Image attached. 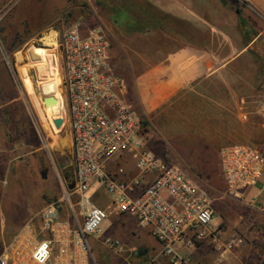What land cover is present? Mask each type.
I'll list each match as a JSON object with an SVG mask.
<instances>
[{
    "label": "built area",
    "instance_id": "built-area-1",
    "mask_svg": "<svg viewBox=\"0 0 264 264\" xmlns=\"http://www.w3.org/2000/svg\"><path fill=\"white\" fill-rule=\"evenodd\" d=\"M106 29L81 27L66 30L61 44V91L66 122L71 128L75 186L64 200L48 205L19 228L0 249V264H98L91 239L103 234L106 211L95 198L106 190L120 213L147 228L161 244L160 255L171 264H192L183 248L211 243L222 263L238 247L237 238L224 240L206 188L178 165L146 149V125L136 108L120 97L123 81L108 65ZM256 114L264 122V95ZM128 154L140 175L119 181V167L110 172L109 162ZM220 166L227 193L244 199L260 185L264 195V153L245 144H230L220 152ZM154 174L149 185L144 177ZM143 185L141 193L136 190ZM103 244L124 254V244L107 237ZM148 264H154L149 262Z\"/></svg>",
    "mask_w": 264,
    "mask_h": 264
},
{
    "label": "crops",
    "instance_id": "crops-1",
    "mask_svg": "<svg viewBox=\"0 0 264 264\" xmlns=\"http://www.w3.org/2000/svg\"><path fill=\"white\" fill-rule=\"evenodd\" d=\"M189 1L152 0L158 19L163 14L167 16L166 24L158 21L152 30L156 39L152 43H109L108 65L112 74L123 81L116 88L117 94L136 108L146 125V149L164 159L170 151L173 156L182 153L184 159L194 162L197 173L208 176L225 146L247 141L237 137L234 124L241 121L251 129L259 119L264 128L255 112L257 90L252 86L243 90L237 83H251L248 78L255 79L260 73L259 66L247 57L254 55L255 43H264V0H240L243 8H235L229 0H200L203 11ZM19 109L17 98L0 99V153L7 152V146L15 143L14 136L22 132L23 126L14 125L12 114ZM252 115L258 119H252ZM196 129L199 130L195 132ZM119 167L125 169V174L117 175L119 181L140 175L128 154L109 162L110 172ZM154 179V174H147L143 185ZM143 185L136 194L141 193ZM245 199L253 208L264 209L260 185L249 189ZM109 200L112 202L106 190L95 198L96 204L119 223L118 230L115 228L107 237L120 240L130 257L141 255V264H171L160 255L161 244L150 230L140 227L135 218L121 214ZM33 210L34 206H30L29 214ZM252 220L251 224L260 223L264 217ZM232 236L240 243L220 264L264 262V233L257 227ZM182 253L191 257L192 264H219L218 254L209 242L183 248ZM137 261L125 264H138Z\"/></svg>",
    "mask_w": 264,
    "mask_h": 264
},
{
    "label": "rangeland",
    "instance_id": "rangeland-1",
    "mask_svg": "<svg viewBox=\"0 0 264 264\" xmlns=\"http://www.w3.org/2000/svg\"><path fill=\"white\" fill-rule=\"evenodd\" d=\"M123 1L131 3L130 0ZM145 1L151 3L152 0ZM189 2L194 8L203 11L200 0ZM229 2L235 8L244 7L240 0ZM107 3L108 0H0V99L17 98L21 109L12 112L14 125L23 126L22 132L18 131L14 136V145L7 146V152L0 153V249L38 211L64 200L66 191L75 186L72 134L65 121L64 99L62 97L60 112H43L46 106L35 85L36 69L28 57L29 50L32 47L53 49L48 46L47 40L50 34H56L54 75L61 91V44L70 27L79 25L82 35L86 36L91 27L101 25L107 31L109 43H152L156 39L152 34V25L157 24L158 9L155 11V20L151 21L153 24L149 23L151 26L133 30L129 28V23L122 24L123 18L115 16ZM139 11L137 8L131 10L146 25L147 18ZM159 21L166 24L162 19ZM254 48V55L247 59L259 66L260 73L255 79L248 78L251 83H243L242 80L237 83L243 90L250 89V86L257 90L259 101L264 95V43H255ZM36 97L42 98V109L35 106ZM254 117L257 118L252 115V119ZM258 120L254 121L251 129H247L246 123L241 121L237 125L233 124L237 137L247 140L237 144H247L264 153V128ZM170 152L166 155L168 162L186 169L192 178L206 187L216 214L214 224L219 225L224 240L234 238L232 235L238 232L249 233L255 227L264 233V220L251 224L255 216L264 217V209L253 208L249 200L236 199L227 193L226 184L220 175V160L211 165L210 175L203 176L196 172L193 161L184 159L182 153L177 152L173 156ZM30 206H34L31 214L28 212ZM106 214L102 225L104 234L91 239L98 264H125L131 260H139L137 263L141 264V255L130 257V252L118 254L103 244L107 234L119 228L117 218L107 211Z\"/></svg>",
    "mask_w": 264,
    "mask_h": 264
},
{
    "label": "bare ground",
    "instance_id": "bare-ground-1",
    "mask_svg": "<svg viewBox=\"0 0 264 264\" xmlns=\"http://www.w3.org/2000/svg\"><path fill=\"white\" fill-rule=\"evenodd\" d=\"M48 46L53 49H40L37 47H32L28 52V57L35 64L36 75L34 77L36 82V88L40 93L42 98L46 96H52L56 100V107L58 110H54L53 108L42 109V98H35L34 104L38 109H42L45 113H58L62 110L63 102H62V94L57 83L55 73L56 64L55 56L53 53L55 52V48L57 46L56 34H50L48 37ZM32 64V65H33ZM31 67L30 65L28 66ZM31 69V68H30Z\"/></svg>",
    "mask_w": 264,
    "mask_h": 264
},
{
    "label": "trees",
    "instance_id": "trees-1",
    "mask_svg": "<svg viewBox=\"0 0 264 264\" xmlns=\"http://www.w3.org/2000/svg\"><path fill=\"white\" fill-rule=\"evenodd\" d=\"M131 3H126L123 0H108L107 3V7H109L111 10H113L115 12V16L117 15L122 19V24H126L129 23V28L130 29H140L141 26H151V21L155 20L156 18V8L153 7V5L151 3H149L148 1L145 0H130ZM132 4V5H131ZM141 4V5H140ZM142 5L145 6V8H140L142 7ZM138 9L140 10L139 12L145 17L147 18L148 23L146 25H144L143 21H139L136 16L134 14H132L131 10L132 9ZM163 14V13H161ZM163 18L162 21H165L167 16L166 15H161ZM161 18H157V22L161 19ZM153 22V21H152ZM160 22V21H159ZM151 23V24H149ZM153 27H157V25H152ZM129 29V30H130Z\"/></svg>",
    "mask_w": 264,
    "mask_h": 264
},
{
    "label": "water",
    "instance_id": "water-1",
    "mask_svg": "<svg viewBox=\"0 0 264 264\" xmlns=\"http://www.w3.org/2000/svg\"><path fill=\"white\" fill-rule=\"evenodd\" d=\"M43 102L47 108H50V109L53 108L54 110H58V108L56 107L57 102L54 99V97L46 96L43 98Z\"/></svg>",
    "mask_w": 264,
    "mask_h": 264
}]
</instances>
